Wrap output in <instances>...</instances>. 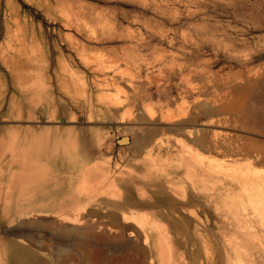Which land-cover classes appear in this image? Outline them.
I'll list each match as a JSON object with an SVG mask.
<instances>
[{"label": "rangeland", "instance_id": "rangeland-1", "mask_svg": "<svg viewBox=\"0 0 264 264\" xmlns=\"http://www.w3.org/2000/svg\"><path fill=\"white\" fill-rule=\"evenodd\" d=\"M19 24L0 264H264V0H0L6 53Z\"/></svg>", "mask_w": 264, "mask_h": 264}, {"label": "bare ground", "instance_id": "bare-ground-1", "mask_svg": "<svg viewBox=\"0 0 264 264\" xmlns=\"http://www.w3.org/2000/svg\"><path fill=\"white\" fill-rule=\"evenodd\" d=\"M16 24V23H15ZM29 28V27H28ZM17 30V31H16ZM16 30L15 29H13V27L12 26H7V31H6V33H5V45H4V48L5 47H8V48H10L12 51H13V53L14 54H16L15 56H14V54L13 53H6V50H5V52H4V50H3V43H2V45H1V47H0V56H1V58L3 59V61H4V63L7 65V67L10 69V72H11V75H12V77H13V80H14V84H16V82H17V80H16V77L19 75V72H21V70H22V72H23V70L24 71H26V70H30L31 68H33V66H32V64H33V62L31 61V59L30 58H26V56L24 55L26 52H25V48H26V46H25V43H24V39H22V38H24L23 36H22V34H25V33H27L26 31H27V27H25L24 25H20L19 24V26H18V28H16ZM21 31V32H20ZM29 31V30H28ZM28 37V36H27ZM27 43V42H26ZM8 52V51H7ZM9 54H13V56L15 57V58H13V59H10V57L8 56ZM21 54V55H20ZM20 55V57H18ZM25 57V59H22V57L23 56ZM31 55V54H30ZM28 56V55H27ZM32 63V64H31ZM34 65V64H33ZM19 78V77H18ZM3 84V83H2ZM18 84V83H17ZM22 88H24V87H22ZM19 90V89H18ZM5 91H7V90H5ZM9 91V90H8ZM7 91V92H8ZM22 91V90H21ZM27 92V94H33V91L32 92H28V90L26 91ZM5 93V92H4ZM23 93V92H22ZM8 94V93H7ZM6 95V94H5ZM14 95H15V93H14ZM14 95H12V96H14ZM198 107V106H197ZM181 115H185L184 113H182V114H180V115H177V116H181ZM176 117V116H175ZM175 117H173L174 119H175ZM151 118H153V115H151ZM179 119V118H178ZM194 132V131H193ZM190 133V132H189ZM192 133V132H191ZM192 135V134H191ZM193 136H194V134H193ZM198 141H200V142H202V141H205V138L203 139V138H201V139H198ZM187 144V143H186ZM186 146V145H185ZM191 149V148H190ZM193 153V152H192ZM187 154V153H186ZM258 154V156L259 157H261V158H263V154L262 153H260V152H258L257 153ZM250 164V163H249ZM243 172V171H242ZM86 178V177H85ZM87 180V179H86ZM255 181V180H254ZM84 182V181H83ZM262 183H259V185H261ZM81 185V184H80ZM83 186H84V188H85V185L83 184ZM87 186V185H86ZM257 186V185H256ZM82 187V186H81ZM256 188V187H255ZM260 189H259V191H261V192H259V194L258 193H256L258 196H260L261 197V199L259 200V208L257 207L256 209H261L260 207L261 206H263V208H264V186H263V184H262V186H260L259 187ZM258 191V190H257ZM244 192V191H243ZM250 196H251V194H250ZM251 198V197H250ZM256 198V197H255ZM258 198V197H257ZM254 199V198H253ZM250 200V199H249ZM256 200V199H255ZM258 201V200H257ZM243 204V203H242ZM253 205V204H252ZM258 205V204H257ZM260 212V211H259ZM261 213L262 212H260V216L259 217H261ZM263 213H264V210H263ZM127 216V215H126ZM133 216V215H132ZM262 216H264V214H262ZM128 217V216H127ZM124 218V217H123ZM133 218V217H132ZM128 218H126V219H124L126 222H128L129 220H127ZM134 219V218H133ZM137 221V220H136ZM262 222H263V220H261ZM130 222V221H129ZM136 223V222H135ZM244 232V231H243ZM253 236H254V234H253ZM256 244V243H255ZM260 246H262L261 244H259ZM160 246V245H159ZM162 248V247H161ZM160 255H161V253H160ZM166 263V262H165Z\"/></svg>", "mask_w": 264, "mask_h": 264}, {"label": "crops", "instance_id": "crops-1", "mask_svg": "<svg viewBox=\"0 0 264 264\" xmlns=\"http://www.w3.org/2000/svg\"><path fill=\"white\" fill-rule=\"evenodd\" d=\"M62 182H65V181H62ZM52 188H53V194H52V199L53 200L51 202V205L53 206V209L52 210L55 211L54 206L60 205V204L64 205L66 193H68V194L70 193L69 196L71 197L72 190L69 189L70 188L69 185H65V184H63L62 186H59V187H55V185H54V186H52ZM121 189L124 192L123 187H121ZM77 202L79 204H80V202H85V195H83V198L82 199L80 198V196H78L77 197ZM163 210L165 212H168L169 211L168 208H166V207ZM182 210L183 209H182V206H181L179 209L178 208L177 209L175 208L172 211L175 212V213H177V214H180L182 212ZM116 211H118V210H116Z\"/></svg>", "mask_w": 264, "mask_h": 264}, {"label": "water", "instance_id": "water-1", "mask_svg": "<svg viewBox=\"0 0 264 264\" xmlns=\"http://www.w3.org/2000/svg\"><path fill=\"white\" fill-rule=\"evenodd\" d=\"M120 144H128L131 142V138L128 135H124L117 140Z\"/></svg>", "mask_w": 264, "mask_h": 264}]
</instances>
